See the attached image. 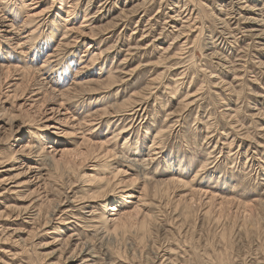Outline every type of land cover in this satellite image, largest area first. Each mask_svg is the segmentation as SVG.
I'll return each mask as SVG.
<instances>
[{
	"label": "rangeland",
	"instance_id": "374dc122",
	"mask_svg": "<svg viewBox=\"0 0 264 264\" xmlns=\"http://www.w3.org/2000/svg\"><path fill=\"white\" fill-rule=\"evenodd\" d=\"M261 30L264 0H0L17 67L0 75V264H64L79 239L95 259L66 264H264ZM169 179L186 187L143 188ZM46 198L63 199L52 225L26 223Z\"/></svg>",
	"mask_w": 264,
	"mask_h": 264
},
{
	"label": "bare ground",
	"instance_id": "6f19581e",
	"mask_svg": "<svg viewBox=\"0 0 264 264\" xmlns=\"http://www.w3.org/2000/svg\"><path fill=\"white\" fill-rule=\"evenodd\" d=\"M89 1H91V0H89ZM239 2H241V1H239ZM242 5V4H241ZM244 6V5H243ZM249 6V5H248ZM248 9H249V7H247ZM243 9H244V7H243ZM251 9H252V7H251ZM245 10H247V9H245ZM240 14H241V12H239ZM245 14V13H244ZM243 19H245L244 18V16L241 14L240 15ZM246 16V15H245ZM240 17V18H241ZM219 18V17H218ZM249 18V17H248ZM253 18V17H252ZM220 20V19H219ZM248 20V19H247ZM259 20V19H258ZM226 21V20H225ZM249 21V20H248ZM222 22V21H221ZM251 22V21H250ZM186 27H188V26H186ZM94 29V28H93ZM253 29V28H252ZM256 29V28H255ZM185 30V29H184ZM184 30H181V33L184 31ZM188 30V29H187ZM258 30V29H257ZM6 31V30H5ZM95 31V30H94ZM201 31V30H200ZM245 31V30H244ZM11 32V31H10ZM13 32V31H12ZM261 32L262 33H260V34H257V36H259V37H263V35H264V30L262 31L261 30ZM180 33V34H181ZM252 33V32H251ZM200 34V33H199ZM250 34V33H249ZM182 35V34H181ZM184 36V35H183ZM180 37V36H179ZM176 39V38H175ZM186 41V40H185ZM255 42V41H254ZM21 44V43H20ZM18 45V44H17ZM258 46V45H257ZM208 48V47H207ZM212 48V47H211ZM166 49V48H165ZM213 51V50H212ZM213 53V52H212ZM217 53V52H216ZM2 65V64H1ZM0 65V75H2L3 73H9V72H11V70H13V69H17V67H8V66H1ZM225 65V64H224ZM31 71V70H30ZM29 70L27 71V70H24L23 71V75L26 77V78H28L29 76H31V75H34V74H32L31 72H30ZM34 72V71H33ZM222 80V79H221ZM214 82V81H213ZM219 82V81H218ZM222 82V81H221ZM95 84V83H94ZM96 84H98V83H96ZM90 85V84H89ZM51 88V87H50ZM91 89V88H90ZM67 90V89H66ZM69 90V89H68ZM48 91V90H47ZM71 91V90H70ZM69 91V92H70ZM63 93V95H65L64 93L65 92H61V94ZM62 95V96H63ZM141 104H137L136 105V107L138 108L139 106H140ZM255 109V108H254ZM135 110V109H134ZM229 113V112H228ZM137 114V113H136ZM259 114H261V113H259ZM229 116V115H228ZM10 120V122H11V125H13V123H14V118L13 117H10L9 119H8V121ZM235 120V119H234ZM238 122V121H237ZM236 123V122H235ZM240 126V125H239ZM263 126V125H262ZM244 131V130H243ZM242 135H244V134H242ZM9 138V137H8ZM7 138V141L8 140H10V138L8 139ZM89 142V141H88ZM93 142V141H92ZM92 142H89V144H91ZM97 143V142H96ZM101 143H103V142H101ZM36 144V143H35ZM88 144V145H89ZM87 145V144H86ZM27 146H29V145H27ZM87 147H89V146H87ZM92 148L89 150L90 152L91 151H95L96 149H98L97 147H99L98 146V144L97 145H95V146H91ZM100 148V147H99ZM229 148V147H228ZM33 149H35V152H37L36 154L39 156L37 159L38 160H41V161H43L44 162V164L45 165H47V164H50V163H52V160H53V158L50 156V154H48V153H45V151H44V148H41V145H40V143L39 144H37V145H30V151H32ZM76 154H79V151L77 152H75ZM81 154H84V152H80ZM67 154H68V152H67ZM110 155V153H108V152H106V153H104L103 155H102V157H108ZM128 161H131V162H133L134 163V160H133V158L132 159H127ZM252 160V159H251ZM0 163H2V162H0ZM143 165V164H142ZM145 165V164H144ZM33 168H37V166L36 165H34L33 166ZM144 168V167H143ZM13 168H1V170H0V177H1V181L3 182V180H7V177H6V174H8L9 172L8 171H11ZM42 169V168H41ZM41 169H38L37 170V173L39 174L40 173V170ZM60 170H63V172H62V175H64L65 174V172H66V170L65 169H61L60 168ZM145 179H148V178H146V177H144ZM70 179L68 178L67 180H66V182H65V184H67L68 182H69V185H70ZM134 182H137L138 180L137 179H134L133 180ZM152 181V180H151ZM147 182V181H146ZM150 185L149 186H147V185H145L143 188L146 190V189H155V192L157 193V191L158 192H162V191H165V190H167V189H170V187L172 186V185H175V184H178V185H181V186H183V187H186V184H185V182L184 181H182V180H178V179H169V180H153V182H148ZM74 185H70L69 186V188L68 189H71L72 187H73ZM118 186V185H117ZM126 187V186H125ZM166 187V189H164ZM57 188V187H56ZM9 189L10 188H8V189H5L4 190V192L2 193H0V198H3L4 197V193H8L9 192ZM57 191L59 192V194H61V195H67L66 193H68V192H66V190L65 189H63V188H57ZM194 191V190H193ZM197 191V190H196ZM105 198H102L101 200V206L104 208L105 207V205L107 204V201H108V199H116V196H118L117 194H115V189H111L110 191H109V193L108 194H106L105 193ZM214 197V196H213ZM47 199V198H46ZM84 200H86V199H84ZM83 200V201H84ZM92 201L93 200H95V201H97L96 199H91ZM62 201H63V199H60V200H56V199H52V198H49V199H47L46 201H42L40 204H38V206L36 205V203H35V205H31L30 207H29V205L27 206V208L25 209V210H23V213L22 214H25L26 215V218H27V220H24L26 223H29V224H32L33 222H36L37 224H38V226L37 227H43L44 229L46 228V227H48V226H50V225H52V223L54 222V220L56 219V212L57 211H59L60 210V206H62L63 205V203H62ZM231 201V200H230ZM33 207H35V209L34 210H32V208ZM113 210H115V211H119V209L117 208V206L115 205L114 207H113ZM67 211H64V213H66ZM119 213V212H118ZM117 213V214H118ZM115 213H112V215H114ZM61 219H62V215L61 216H59ZM58 217V218H59ZM75 216H72V218H74ZM109 217L110 216H106V217H104L103 219H104V224L106 225V224H108V222L109 221H112V220H109ZM150 217V220L152 221V222H155V220H156V216L155 217H151V216H149ZM77 218V217H76ZM75 218V219H76ZM119 219V217H117L116 216V218L113 220V221H116V220H118ZM63 220V219H62ZM72 222V221H71ZM61 223V222H60ZM76 223V222H75ZM121 225V223H118V224H115V226H117V225ZM76 225H80L79 223H77ZM77 233H74V234H71L70 235V237H72L73 235H76ZM79 239V238H78ZM79 241L80 242H78L77 243V247L73 250V252L71 253V255H70V257L69 258H67L66 257V259H64V264H66L67 263V260L68 259H72V258H74L75 256H76V254H78L79 255V253L81 254V253H85V255L86 256H89V257H85L84 256V259H83V261H85L86 259H89V258H93V259H95L94 257V253H95V251H94V245H92L91 244V241L90 240H88V241H81L80 239H79ZM65 244V243H64ZM132 250V249H131ZM136 251H138V250H134V252H133V254L136 256L137 255V253L138 252H136ZM130 252H132V251H130ZM69 264H73V263H69Z\"/></svg>",
	"mask_w": 264,
	"mask_h": 264
}]
</instances>
